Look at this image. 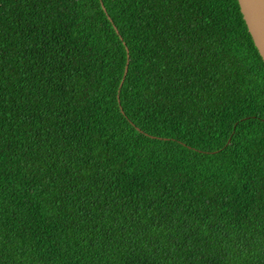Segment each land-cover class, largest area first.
Listing matches in <instances>:
<instances>
[{"label": "trees", "instance_id": "1", "mask_svg": "<svg viewBox=\"0 0 264 264\" xmlns=\"http://www.w3.org/2000/svg\"><path fill=\"white\" fill-rule=\"evenodd\" d=\"M0 264H264L236 0H0Z\"/></svg>", "mask_w": 264, "mask_h": 264}, {"label": "water", "instance_id": "2", "mask_svg": "<svg viewBox=\"0 0 264 264\" xmlns=\"http://www.w3.org/2000/svg\"><path fill=\"white\" fill-rule=\"evenodd\" d=\"M236 2L247 32L264 63V0H236ZM126 70L127 65L124 69L119 87L122 84Z\"/></svg>", "mask_w": 264, "mask_h": 264}]
</instances>
